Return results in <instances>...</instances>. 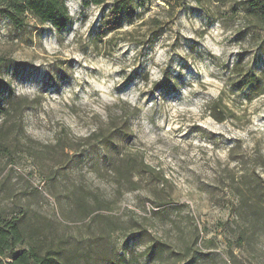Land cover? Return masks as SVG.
Returning a JSON list of instances; mask_svg holds the SVG:
<instances>
[{
    "label": "rangeland",
    "instance_id": "374dc122",
    "mask_svg": "<svg viewBox=\"0 0 264 264\" xmlns=\"http://www.w3.org/2000/svg\"><path fill=\"white\" fill-rule=\"evenodd\" d=\"M170 1L134 2L138 15L107 33L109 0H66L62 29L28 16L19 30L0 16V97L20 102L12 117L24 130L0 179L34 195L23 203L56 238L98 244L104 264H264V223L254 232L235 216L232 182L264 181V94L236 86L249 71L264 82V31L234 0ZM115 125L124 138L113 151L145 165L136 184L116 182L115 156L84 140ZM73 192L100 217L68 203Z\"/></svg>",
    "mask_w": 264,
    "mask_h": 264
},
{
    "label": "trees",
    "instance_id": "16d2710c",
    "mask_svg": "<svg viewBox=\"0 0 264 264\" xmlns=\"http://www.w3.org/2000/svg\"><path fill=\"white\" fill-rule=\"evenodd\" d=\"M90 1L96 5H102L108 0ZM109 1V19L105 23L107 26L105 33L120 28L124 20H130L131 15H138L137 6H134V2L138 5L142 2V0ZM234 1L235 10L242 12L245 18L251 19L254 29L264 31V0ZM165 2L174 6L175 1L165 0ZM0 16L6 18L19 30L26 25L28 16L37 19L42 24L49 22L58 29L67 26L70 20L66 0H0ZM261 52L264 53V47H261ZM262 80L261 76L249 71L238 79L236 86L241 92L248 90L253 94L263 95L264 82ZM248 98H251L250 95ZM18 104L20 102H17L12 94L3 98L0 97V120L2 119L0 123V160L10 159L14 155L13 147L24 134L21 117L18 120L12 117L15 112L19 111L20 105ZM217 104L210 105L211 112L217 120L224 121L225 119L219 116L220 111H218ZM109 130L110 132L106 133L99 128L84 140L88 145L89 142L90 145L95 144V142L100 143V148L115 156L106 159L108 160L106 170L111 173L116 182L119 184L124 182L136 184L135 177L147 172L145 165L135 156L115 153L113 150L124 136L118 131L116 133L115 130H118L116 125L111 126ZM57 145H61L60 139L57 140ZM67 147L66 144L60 147L63 153L66 152ZM79 158L80 154H76L71 156L67 162L78 163L77 159ZM234 178L232 177L233 190H235L238 198L235 216L244 223L253 224L254 232L257 231V228L262 230L261 224L264 223V181L258 179V181L248 182L249 177L243 174L235 180ZM10 181V175L0 179V264H88L90 261H94L95 264H104V252L98 244H90L82 249L72 246L67 239L56 238L52 235L50 231L51 221L43 220L44 217L40 219L37 211L32 209L30 201L23 203L24 198H28L30 194L31 196L34 195L24 192L26 197H18V193L11 189ZM66 199H68V203L74 204L76 209L86 216L93 215V220L100 217L99 213H96L98 210L97 201L92 203L81 192H73V194L67 195ZM92 206H95L97 210L91 209ZM105 230L113 232L115 229L108 222ZM244 236L245 232L242 231L238 236L240 243L246 241ZM196 240H198V235H196ZM157 249L161 257L166 252V249L161 246H158ZM185 254L187 255L189 252L185 251ZM177 258L179 257L177 256ZM132 261L125 260L119 264H132Z\"/></svg>",
    "mask_w": 264,
    "mask_h": 264
}]
</instances>
